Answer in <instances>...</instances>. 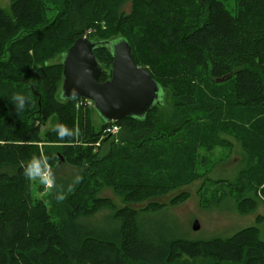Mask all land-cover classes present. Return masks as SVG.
<instances>
[{"label":"trees","instance_id":"16d2710c","mask_svg":"<svg viewBox=\"0 0 264 264\" xmlns=\"http://www.w3.org/2000/svg\"><path fill=\"white\" fill-rule=\"evenodd\" d=\"M82 36L124 37L133 61L163 89L144 117L115 120L117 143L101 136L108 123L90 122L93 106L59 94L61 54ZM93 52L103 81L111 50L100 44ZM15 94L25 98L22 110ZM50 117L56 120L45 128ZM57 124L74 135L61 140ZM217 147L227 159L201 157ZM234 153L235 175L213 178ZM33 157L52 167L47 198L57 220L24 175ZM67 165L75 170L69 175ZM197 180L198 190L213 184L217 200H232L236 213H254V224L201 240L144 235L138 213L184 203L191 193L183 187ZM263 184L264 0H234L233 13L222 0H11L0 7V264H171L182 255L198 264H264Z\"/></svg>","mask_w":264,"mask_h":264},{"label":"water","instance_id":"95a60500","mask_svg":"<svg viewBox=\"0 0 264 264\" xmlns=\"http://www.w3.org/2000/svg\"><path fill=\"white\" fill-rule=\"evenodd\" d=\"M100 44L108 45L112 55L110 75L103 81L99 80L102 68L93 52ZM61 64L60 97L91 100L99 119L106 123L142 118L163 99L162 87L144 67L136 65L132 47L124 37L105 41L76 38L62 52Z\"/></svg>","mask_w":264,"mask_h":264},{"label":"rangeland","instance_id":"374dc122","mask_svg":"<svg viewBox=\"0 0 264 264\" xmlns=\"http://www.w3.org/2000/svg\"><path fill=\"white\" fill-rule=\"evenodd\" d=\"M222 1L224 2L226 9L233 13L234 0ZM10 2L11 0H0V7L8 8ZM129 7V2H127L122 6V10H128ZM87 114L92 125L95 128L100 127L101 121L96 111H89ZM54 120H56L55 117H50V119L44 124V127H50ZM110 139L115 143L120 140V138L117 137V133L110 136ZM202 151L203 152L200 153V155L207 161L215 162L217 159L219 160V158L227 159L224 157V155L227 154V150L224 147H217L208 151L202 149ZM238 158L239 156L236 155V153L232 154L228 160H225V163L215 167L211 176L213 178L223 176L228 178L233 177L239 166V163H237ZM67 166V175H69L72 170L75 171L73 167L69 165ZM43 168L41 169L43 170ZM50 168L52 167L50 166ZM54 176L55 175L52 174V179ZM32 180L33 193L35 197L43 198L45 201L47 200L46 202L48 208L51 209L50 213L52 218L57 220L58 216L55 210V208L57 209V206L51 202L49 198H47L49 188H47L45 185H42L39 182V178ZM39 185L43 186L42 192L38 191ZM199 186L200 180L194 181L192 184L184 186L183 188L189 191L191 196L180 205L165 206L156 211H140L138 213V224L143 234L153 239V241H161L164 239V237H180L190 240H201L213 236L229 235L241 227L254 224V213L240 215L235 212L234 204L228 197L217 200L215 196L212 195V188L214 187L213 184H204V186L201 187V190H198L200 189ZM258 195L264 202L263 194L258 192ZM260 211L264 213V204L258 207V212ZM194 221H197L196 228L193 227ZM199 262V260H193L186 255H182L179 259L175 260L171 264H198Z\"/></svg>","mask_w":264,"mask_h":264},{"label":"clouds","instance_id":"9594fccd","mask_svg":"<svg viewBox=\"0 0 264 264\" xmlns=\"http://www.w3.org/2000/svg\"><path fill=\"white\" fill-rule=\"evenodd\" d=\"M73 96H75V93H72ZM13 101L16 102L15 107L17 110H22L25 105V98L20 94H15L12 97ZM54 131H56L58 137L62 140L65 136H73L74 132L73 130H70L67 126L64 124H57L53 128ZM44 160H47V157H43ZM24 175L31 179L39 178V182L42 185H45L47 188L52 189L53 188V179H52V171L50 166L45 163V166L43 170L41 169L40 162L37 160L36 157H33L31 162L27 165V167L24 170ZM77 180H79V177H77ZM56 200L63 201L66 196L63 192H58L56 195Z\"/></svg>","mask_w":264,"mask_h":264},{"label":"built area","instance_id":"2783aa9c","mask_svg":"<svg viewBox=\"0 0 264 264\" xmlns=\"http://www.w3.org/2000/svg\"><path fill=\"white\" fill-rule=\"evenodd\" d=\"M76 107H91L93 106V103L91 100L86 99V98H78L75 101ZM119 125L115 123V121L108 122V124L104 125L100 133L102 134L101 136L107 135V136H112L115 135L116 133L118 134L119 131Z\"/></svg>","mask_w":264,"mask_h":264}]
</instances>
